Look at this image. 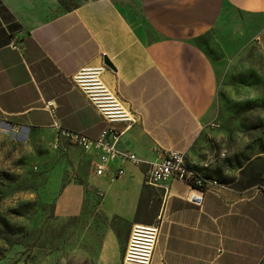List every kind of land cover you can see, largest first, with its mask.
Returning <instances> with one entry per match:
<instances>
[{
    "label": "crops",
    "instance_id": "1",
    "mask_svg": "<svg viewBox=\"0 0 264 264\" xmlns=\"http://www.w3.org/2000/svg\"><path fill=\"white\" fill-rule=\"evenodd\" d=\"M65 1L0 0V125L96 140L108 124L83 82H98L129 110L120 146L142 161L93 175L105 213L134 222L150 163L181 151L217 184L197 206L188 184L169 182L152 264H264V152L226 147L212 129L228 120L225 88L245 92L231 106L264 108V85L241 70L252 46H264V0ZM209 36L217 53L202 42ZM119 247L106 231L105 262Z\"/></svg>",
    "mask_w": 264,
    "mask_h": 264
},
{
    "label": "rangeland",
    "instance_id": "2",
    "mask_svg": "<svg viewBox=\"0 0 264 264\" xmlns=\"http://www.w3.org/2000/svg\"><path fill=\"white\" fill-rule=\"evenodd\" d=\"M212 40L209 36L202 42L217 53ZM248 55L241 70L248 69L255 87L264 85V46L255 44ZM222 96L228 120L212 129L224 133L226 147L264 152V108L259 100L245 110L231 106L245 99V92L225 88ZM93 175L86 147L73 137L0 125V264H124L134 225H156L164 194L148 189L138 222H128L105 213ZM109 229L119 238L115 262H105Z\"/></svg>",
    "mask_w": 264,
    "mask_h": 264
},
{
    "label": "built area",
    "instance_id": "3",
    "mask_svg": "<svg viewBox=\"0 0 264 264\" xmlns=\"http://www.w3.org/2000/svg\"><path fill=\"white\" fill-rule=\"evenodd\" d=\"M83 87L108 126L96 140L82 135L68 133L63 135L73 137L86 147L92 162L93 174L97 177L105 176L110 166L116 161L123 160L136 165L141 164L142 161L137 155L130 150L122 149L120 146L121 137L125 131L121 124L133 122L130 118V112L123 102L114 94L111 95L108 90H105V87L96 81L84 80ZM47 106L50 112L54 114L56 111L55 104L49 102ZM159 156L158 160L150 163L147 168L145 185L166 194L170 190L169 182L173 179L179 180L197 192V194L192 195L191 201L197 206H202L205 188L216 185L217 182L210 181L199 174L189 164L184 152L173 150ZM158 235L159 228L157 225L135 224L124 264H150ZM147 257L149 258L147 259ZM141 260L145 263L139 262Z\"/></svg>",
    "mask_w": 264,
    "mask_h": 264
},
{
    "label": "water",
    "instance_id": "4",
    "mask_svg": "<svg viewBox=\"0 0 264 264\" xmlns=\"http://www.w3.org/2000/svg\"><path fill=\"white\" fill-rule=\"evenodd\" d=\"M104 63H105V65L107 66V67H109L110 69H112V70H115V68H114V66H113V64H112V62L108 59V58H104Z\"/></svg>",
    "mask_w": 264,
    "mask_h": 264
},
{
    "label": "trees",
    "instance_id": "5",
    "mask_svg": "<svg viewBox=\"0 0 264 264\" xmlns=\"http://www.w3.org/2000/svg\"><path fill=\"white\" fill-rule=\"evenodd\" d=\"M145 187L147 188V190L149 189L150 190V188L152 189V187H149V186H147V185H145ZM156 191H158V190H156ZM158 192H161V191H158ZM161 193H163V192H161ZM138 217V216H137ZM136 217V219H135V222H138V218Z\"/></svg>",
    "mask_w": 264,
    "mask_h": 264
},
{
    "label": "bare ground",
    "instance_id": "6",
    "mask_svg": "<svg viewBox=\"0 0 264 264\" xmlns=\"http://www.w3.org/2000/svg\"><path fill=\"white\" fill-rule=\"evenodd\" d=\"M112 95V94H111ZM114 96V95H113ZM148 256V255H147ZM149 257H147V259H148ZM141 259H144V258H141ZM139 262H141V263H145V262H143V260H141V261H139Z\"/></svg>",
    "mask_w": 264,
    "mask_h": 264
}]
</instances>
